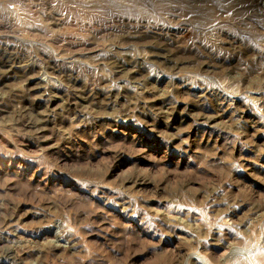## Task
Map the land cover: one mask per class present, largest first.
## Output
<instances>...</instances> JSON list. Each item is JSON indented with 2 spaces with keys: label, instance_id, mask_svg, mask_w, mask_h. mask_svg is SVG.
<instances>
[{
  "label": "rangeland",
  "instance_id": "1",
  "mask_svg": "<svg viewBox=\"0 0 264 264\" xmlns=\"http://www.w3.org/2000/svg\"><path fill=\"white\" fill-rule=\"evenodd\" d=\"M0 45V264H264V0H0Z\"/></svg>",
  "mask_w": 264,
  "mask_h": 264
},
{
  "label": "bare ground",
  "instance_id": "2",
  "mask_svg": "<svg viewBox=\"0 0 264 264\" xmlns=\"http://www.w3.org/2000/svg\"><path fill=\"white\" fill-rule=\"evenodd\" d=\"M143 1V0H142ZM175 1V0H174ZM144 2H146V1H144ZM147 4V3H146ZM18 8V7H17ZM165 19V18H164ZM127 24V23H126ZM159 26V25H158ZM2 27V26H1ZM137 27V26H136ZM142 27V26H141ZM140 27V28H141ZM139 28V27H138ZM145 28V27H144ZM143 28V29H144ZM125 29V28H124ZM142 29V28H141ZM161 29V28H160ZM135 30V29H134ZM140 30V29H139ZM127 31V30H126ZM156 31V30H155ZM125 32V31H124ZM124 32H122V33H124ZM132 33V32H131ZM134 33V32H133ZM138 33V32H137ZM154 34V33H153ZM156 34V33H155ZM156 36V35H155ZM159 36V35H158ZM146 37V36H145ZM141 38V37H140ZM17 39H19V38H17ZM128 39V38H127ZM146 39V38H145ZM163 39H164V37H163ZM135 40H136V38H135ZM138 40H140V39H138ZM165 40V39H164ZM155 41V40H154ZM158 41V40H157ZM162 40H160V42H161ZM170 41V40H169ZM33 42V41H32ZM163 42V41H162ZM3 43V42H2ZM74 43V42H73ZM84 43V42H83ZM155 43V42H154ZM166 43V42H165ZM67 44V43H66ZM157 44V43H156ZM68 45L70 46V44L68 43ZM67 45V46H68ZM73 45V44H72ZM71 45V46H72ZM167 45V44H166ZM1 46V45H0ZM6 46H7V44H6ZM66 46V45H65ZM83 46V45H82ZM159 46V45H158ZM168 46V45H167ZM77 47V46H76ZM81 47V46H80ZM86 47V46H85ZM89 47V46H88ZM162 47H164V45L162 46ZM72 48V47H71ZM78 48V47H77ZM165 48V47H164ZM11 49V48H10ZM15 50V49H14ZM13 50V51H14ZM162 50H163V48H162ZM168 50V49H167ZM21 51V50H20ZM169 51H170V49H169ZM12 52V51H11ZM64 52V51H63ZM6 53V52H5ZM60 53V52H59ZM2 54V53H1ZM24 54V53H23ZM32 54H33V52H32ZM53 54V53H52ZM6 55V54H5ZM15 55V54H14ZM26 55H28V54H26ZM73 55V54H72ZM167 55H168V53H167ZM2 56V55H1ZM8 56V55H7ZM109 56H111V55H109ZM169 56V55H168ZM171 56V55H170ZM5 57V56H4ZM11 57V56H10ZM12 57H14V56H12ZM55 57V56H54ZM69 57V56H68ZM125 56L123 55V58H124ZM15 58V57H14ZM23 58V57H22ZM34 58V57H33ZM62 58V57H61ZM108 58V57H107ZM112 58V57H111ZM116 58V57H115ZM139 58V57H138ZM1 59V58H0ZM11 59V58H10ZM17 59V58H16ZM23 59H25V58H23ZM22 59V60H23ZM26 59H28V58H26ZM35 59V58H34ZM41 59V58H40ZM39 59V60H40ZM48 59V58H47ZM69 59V58H68ZM105 59V58H104ZM109 59V58H108ZM117 59V58H116ZM137 59V58H136ZM144 59V58H143ZM142 59V60H143ZM167 59L169 60V58L167 57ZM31 60V59H30ZM30 60L28 61V62H30ZM128 60V59H127ZM141 60V61H142ZM12 61V60H11ZM24 61L25 60H23V63H24ZM48 61V60H47ZM108 61H110V60H108ZM115 61V60H114ZM1 62V61H0ZM3 62H5V61H3ZM2 62V63H3ZM34 62H36V61H34ZM42 62V61H41ZM66 62V61H65ZM105 62H107V60L105 61ZM113 62V61H112ZM118 62V61H117ZM132 62V61H131ZM18 63V62H17ZM22 63V62H21ZM53 63H54V61H53ZM62 63V65L64 64L63 62H61ZM100 64H102L101 62H99ZM109 63V62H108ZM107 63V64H108ZM114 63V62H113ZM116 63V62H115ZM134 63V62H133ZM1 64V63H0ZM7 64V63H6ZM9 64V63H8ZM25 64H27V62L25 63ZM99 64V65H100ZM142 64V63H141ZM140 64V65H141ZM2 65V64H1ZM17 65H19V64H17ZM50 65V64H49ZM66 65V64H65ZM111 65V64H110ZM115 65V64H114ZM117 65V64H116ZM121 65V64H120ZM120 65H119V67H120ZM123 65V64H122ZM139 65V66H140ZM60 66H61V64H60ZM54 67V66H53ZM56 67V66H55ZM75 67V66H74ZM116 67V66H115ZM122 67V66H121ZM42 68H43V64H42ZM66 67H64V69H65ZM76 68V67H75ZM87 68V67H86ZM132 68V67H131ZM135 68V67H134ZM138 68V67H137ZM38 69V68H37ZM36 69V70H37ZM55 69V68H54ZM53 69V70H54ZM61 69V68H60ZM78 69V68H77ZM90 69V68H89ZM116 69H118V65H117V68ZM42 70H44V69H42ZM66 70V69H65ZM69 70V69H68ZM75 70V69H74ZM122 70H123V68H122ZM21 71V70H20ZM30 71V70H29ZM71 71H73V70H71ZM76 71H79V70H76ZM85 71V70H84ZM115 71V70H114ZM121 71V70H120ZM7 72V71H6ZM45 72V71H44ZM80 73H81V71H79ZM88 72V71H87ZM91 72V71H90ZM89 72V73H90ZM131 72H134V70L132 69L131 70ZM72 73V72H71ZM115 73V72H114ZM54 74V73H53ZM67 74V73H66ZM88 74V73H87ZM117 74V73H116ZM135 74V73H134ZM56 75V74H55ZM119 75V74H118ZM117 75V76H118ZM69 76V75H68ZM90 76V75H89ZM129 76V75H128ZM135 76H137V75H135ZM23 77V76H22ZM21 77V78H22ZM76 77H78V76H76ZM92 77H94V76H92ZM91 77V78H92ZM2 78V77H1ZM49 78V77H48ZM24 79V78H23ZM55 79V78H54ZM71 79V78H70ZM100 79V78H99ZM143 79V78H142ZM47 80V79H46ZM67 80V79H66ZM69 80V79H68ZM92 80V79H91ZM57 81V80H56ZM65 81V80H64ZM90 81V80H89ZM94 81H95V79H94ZM60 82V81H59ZM74 82V81H73ZM96 82V81H95ZM50 83V82H49ZM55 83H58V82H55ZM69 83V82H68ZM71 84V83H70ZM87 84H88V82H87ZM89 85V84H88ZM96 85V84H95ZM103 85V84H102ZM101 85V86H102ZM69 86V85H68ZM67 86V87H68ZM74 86V85H73ZM97 86H99V85H97ZM79 87V86H78ZM88 87V86H87ZM103 88V87H102ZM29 89V88H28ZM82 89V88H81ZM90 89V88H89ZM49 90V89H48ZM25 91V90H24ZM28 91V90H27ZM59 91V90H58ZM99 91V90H98ZM101 91V90H100ZM209 91V90H208ZM213 91V90H212ZM20 92H22V91H20ZM29 92V91H28ZM50 92V91H49ZM57 92V91H56ZM55 92V93H56ZM61 92V91H60ZM19 93V92H18ZM52 93V92H51ZM71 93V92H70ZM69 93V94H70ZM77 93V92H76ZM75 93V94H76ZM101 93V92H100ZM2 94V93H1ZM4 94V93H3ZM12 94V93H11ZM58 94V93H57ZM72 94V93H71ZM78 94V93H77ZM83 94V93H82ZM81 94V95H82ZM91 94V93H90ZM95 94V93H94ZM105 94V93H104ZM219 94H220V92H219ZM31 95V94H30ZM80 95V96H81ZM109 95V94H108ZM215 95V94H214ZM8 96V95H7ZM27 96V95H26ZM51 96V95H50ZM53 96V95H52ZM72 96H74V95H72ZM95 96V95H94ZM264 96V95H263ZM23 97V96H22ZM56 97V96H55ZM85 97V96H84ZM91 97H92V95H91ZM90 97V98H91ZM113 97V96H112ZM21 98V97H20ZM19 98V99H20ZM97 98V97H96ZM114 98V97H113ZM216 98V97H215ZM18 99V98H17ZM19 99H18V101H19ZM22 99V98H21ZM94 99V98H93ZM98 99V98H97ZM96 99V100H97ZM225 99H226V97H225ZM6 100V99H5ZM10 100V99H9ZM26 100V99H25ZM69 100V99H68ZM74 100V99H73ZM72 100V101H73ZM76 100V99H75ZM88 100H90V99H88ZM99 100V99H98ZM105 100H107L106 98H105ZM160 100V99H159ZM224 100V99H223ZM222 100V101H223ZM77 101V100H76ZM91 101H92V99H91ZM165 101V100H164ZM262 101V100H261ZM6 102H8V101H6ZM23 102V101H22ZM68 102V101H67ZM73 103V102H72ZM111 103V102H110ZM147 103V102H146ZM224 103V102H223ZM21 104V103H20ZM97 105V104H96ZM101 105V104H100ZM154 105V104H153ZM223 105V104H222ZM16 106V105H15ZM14 106V107H15ZM22 106V105H21ZM33 106V105H32ZM69 106V105H68ZM78 107H79V105H78ZM91 107V106H90ZM127 107V106H126ZM151 107V106H150ZM224 107V106H223ZM4 108V107H3ZM6 108V107H5ZM4 108V109H5ZM23 108H25V107H23ZM22 108V109H23ZM80 108H82V107H80ZM86 108V107H85ZM93 109L95 108V107H92ZM90 109V108H89ZM141 109V108H140ZM153 109H155V108H153ZM164 109V108H163ZM217 109V108H216ZM219 109H220V107H219ZM129 110V109H128ZM157 110V109H156ZM223 110V109H222ZM47 111V110H46ZM49 111V110H48ZM22 112V111H21ZM76 112V111H75ZM80 112V111H79ZM127 112V111H126ZM137 112V111H136ZM147 112V111H146ZM174 112V109H172L171 107H168L166 110H164V111H162L161 113L165 116V117H172L173 116V113ZM53 113V112H52ZM51 113V114H52ZM66 113V112H65ZM99 113V112H98ZM130 113V112H129ZM138 113V112H137ZM152 113V112H151ZM204 113H205V111H204ZM208 113V112H207ZM29 114V113H28ZM49 114V113H48ZM84 114V113H83ZM92 114V113H91ZM158 114V113H157ZM31 115V114H30ZM65 115H67V113L65 114ZM72 115V114H71ZM78 115V114H77ZM93 115V114H92ZM149 115V114H148ZM223 115V114H222ZM23 116H25V117H28L29 115H27V113H23ZM62 116V115H61ZM61 116H60V118H61ZM143 116V115H142ZM145 116V115H144ZM161 116V115H160ZM98 117H99V115H98ZM18 118V117H17ZM58 118V117H57ZM70 118V117H69ZM94 118V117H93ZM216 118V117H215ZM47 117H46V114H41L39 117H38V115H35V116H32V117H30L29 119H28V122H32V123H34V125H35V128H37V129H41V128H43V124H45L46 123V121H47ZM96 119V118H95ZM102 119V118H101ZM14 120H15V118H14ZM17 120V119H16ZM156 120V119H155ZM21 120H19V122H20ZM149 121V120H148ZM215 121V120H214ZM156 122V121H155ZM154 122V123H155ZM158 122V121H157ZM156 122V123H157ZM27 123V122H26ZM15 124V123H14ZM19 124V123H18ZM68 124V123H67ZM90 124V123H89ZM102 124V123H101ZM16 125V124H15ZM32 125V124H31ZM52 125H54V123L52 124ZM55 125H57V124H55ZM87 126H88V124H86ZM66 126V125H65ZM94 126V125H93ZM16 127H17V125H16ZM23 127V126H22ZM29 127V126H28ZM34 127V126H33ZM48 127V126H47ZM54 128H55V126H54ZM60 128V127H59ZM99 128V127H98ZM23 129H25V128H23ZM27 129V128H26ZM32 129V128H31ZM215 129V128H214ZM213 129V130H214ZM243 129V128H242ZM33 130V129H32ZM217 130V129H216ZM240 130V129H239ZM68 131V130H67ZM87 132V131H86ZM211 133V132H210ZM213 133V132H212ZM41 134H43V133H41ZM36 135V134H35ZM75 135V134H74ZM107 135V134H106ZM110 135V134H109ZM108 135V136H109ZM43 136V135H42ZM36 137V136H35ZM105 137V136H104ZM84 138V137H83ZM203 138V137H202ZM102 142V141H101ZM104 142V141H103ZM202 142V141H201ZM208 142V141H207ZM72 144V143H71ZM127 179V178H126ZM136 185V184H135ZM137 186V185H136ZM145 187V186H144ZM143 188V187H142ZM216 194V193H215ZM246 205V204H245ZM255 214V213H254ZM231 216V215H230ZM233 217V216H232ZM10 222V221H9ZM1 236V235H0ZM5 247V246H4ZM8 247V246H7ZM39 251V250H38ZM8 251H6V253H7ZM11 253V252H10ZM10 253H8V254H10ZM14 253V252H13ZM12 254V253H11ZM2 255V254H1ZM7 257V256H6ZM7 261L9 260V259H6ZM1 262V261H0ZM10 262H11V260H10ZM4 264V263H3ZM200 264V263H199Z\"/></svg>",
  "mask_w": 264,
  "mask_h": 264
}]
</instances>
